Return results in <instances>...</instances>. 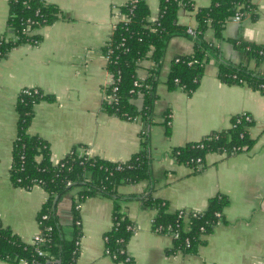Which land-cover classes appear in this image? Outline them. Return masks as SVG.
<instances>
[{
    "label": "crops",
    "instance_id": "0c3cea01",
    "mask_svg": "<svg viewBox=\"0 0 264 264\" xmlns=\"http://www.w3.org/2000/svg\"><path fill=\"white\" fill-rule=\"evenodd\" d=\"M55 6V20L32 32L37 42L11 47L0 59V223L17 237L31 243L40 231L37 213L47 194L39 185L15 186L9 178L12 143L17 133L16 103L23 89H40L52 100L36 102L28 131L46 141L54 162L71 149L113 162H124L140 149L143 133L148 137L150 177L121 185L119 211L132 226L126 251L134 264H263L264 261V93L245 83L229 84L217 77L220 60L246 64L264 75V60L256 61L240 43L264 45V0H250L253 16L239 21L225 19L219 36L207 28L203 39L215 47L207 54L198 85L191 93L169 89L166 79L175 56L193 51L194 38H170L156 65L150 123L142 117L120 118L103 109L105 88L111 80L103 46L117 13L128 0H41ZM149 21L158 17L160 0H144ZM195 8L208 7L211 0H190ZM9 0H0V39L14 38L7 26ZM177 22L195 27V10L184 6ZM153 62L140 61L137 77L144 80ZM141 108L140 98L134 100ZM246 114L252 145L235 153L210 152L200 171L180 163L172 148L228 128L232 118ZM168 118L169 134L163 121ZM77 189L63 194L57 202V220L65 238L72 236L73 200ZM166 201L169 211H202L214 195L226 198L220 220L205 235L196 252L171 250L169 235L151 230L156 207L145 205L143 196ZM78 254L74 264H118L105 254V233L112 226L113 199L94 195L78 204ZM0 264H12L0 259Z\"/></svg>",
    "mask_w": 264,
    "mask_h": 264
},
{
    "label": "trees",
    "instance_id": "16d2710c",
    "mask_svg": "<svg viewBox=\"0 0 264 264\" xmlns=\"http://www.w3.org/2000/svg\"><path fill=\"white\" fill-rule=\"evenodd\" d=\"M8 5L7 26L13 29L14 38L0 39V59L16 44L37 42L39 35L32 31L52 22L58 14L55 6L41 0H9ZM182 6L195 10L197 34L193 37V51L172 59L166 84L169 89L179 87L187 93L196 89L207 54L212 52L216 55L218 52L203 39L205 30L210 27L219 36L225 19L237 11L253 16L250 0H211L208 7L198 8L190 0H160L158 17L154 21L148 20L149 9L144 0H128L123 3L119 6L122 18L114 25L103 46L105 54L110 50L106 68L113 78L112 85L108 84L105 88L103 109L106 112L125 119L140 116L147 125L150 123L155 99L156 65L171 37L191 36L186 32L187 26L177 22V11ZM235 47L245 52L247 57L261 62L264 60L262 44L240 43ZM147 57L151 59L153 66L144 80H138L137 68L140 61ZM218 64L217 77L222 82L245 83L264 93V75L251 72L242 63L220 60ZM108 95H113V99H109ZM136 98L141 99V108L135 104ZM52 99L51 95L44 94L40 89H23L19 92L16 103L17 133L12 143L9 169L13 185L27 189L39 185L47 194L36 216L46 240L39 244L23 242L9 227L0 223V259L20 264L22 259L30 263L35 258L40 263L47 258L36 254V249L40 248L48 253V257L57 260L58 264H74L78 254L76 241L80 235L79 227L75 225L79 218V201L89 196L102 195L113 199L112 226L105 233V247L115 256L113 259L116 263L131 264L124 261L128 256L126 244L129 242L132 226L119 211L122 196L118 188L150 177L147 134L141 135L140 149L124 162H113L96 156L86 157L76 148L54 162L48 143L28 131L36 102ZM246 116H234L228 128L212 132L196 141H188L172 148L171 152L178 162L187 164L195 172L201 170L199 166L210 152L235 153L246 150L253 142L248 132L251 121ZM167 120L166 117L163 121L166 135L169 134ZM197 158L200 159L199 162H196ZM74 188L78 192L77 200H73L72 204L74 231L71 237L65 238L57 220V202L63 194ZM142 198L145 205L157 209L151 222V230L169 236L171 232H177L176 238L171 237V250L183 249L189 252H196L197 247L204 242L205 235L220 220L222 210L227 205L225 197L214 195L202 211L171 212L163 199L153 198L150 194H145ZM42 215L47 217L42 218ZM130 260L133 262L131 257Z\"/></svg>",
    "mask_w": 264,
    "mask_h": 264
},
{
    "label": "built area",
    "instance_id": "2783aa9c",
    "mask_svg": "<svg viewBox=\"0 0 264 264\" xmlns=\"http://www.w3.org/2000/svg\"><path fill=\"white\" fill-rule=\"evenodd\" d=\"M117 13H118V15L122 18V15H121V12H120L119 8L117 9ZM245 16H246V14H243V13H240V12L237 11L232 17H233V19H234L235 21H239V20H241L242 18H244ZM186 32H187L189 35H191L192 37H195V35L197 34V31H196L195 27H191V26H187V28H186ZM109 53H110V50H108V52H107V54H106L107 59H108V57H109V55H108ZM137 78H138V77H137ZM138 80H140V79L138 78ZM175 81H177V80H175ZM112 83H113V78H112V76H111V80L109 81L108 84H111V85H112ZM134 84L137 86V83H136V82H135ZM106 87H107V86H106ZM113 89L115 90V87H114ZM107 97H108L109 99H113L114 96H113V95H108ZM246 118H247L248 120L250 119L248 116H246ZM199 146H202V144H199ZM81 154L86 155V157H91V156H89L88 154H86L85 152H84V153H81ZM199 161H200V159L197 158V159H196V162H199ZM199 167H200V166H199ZM68 184H70V183L68 182ZM216 215L219 216V214H216ZM46 217H47V215H42V218H46ZM75 225L79 227V220H76V221H75ZM177 236H178V233L175 232V231L171 232V234H170V237H173V238H176ZM104 239L106 240V237H104ZM45 240H46V237L43 235V233H42V231H41V229H40L39 233L33 237L32 242H31L30 244H39V243H43ZM76 244H77V247H78V240L76 241ZM104 252H105V254H107L108 256H110L111 258H114V257H115L114 255H112V254L110 253L109 249L106 248V247H105V249H104ZM36 254H37L38 256H44V257H47V258H45V260H44L43 262H40V263L37 262V261L35 260V258H33L32 261H31L30 263H29L28 261L24 260V259L20 260L19 263H20V264H58V261H57V260H55L53 257H48V253H47L46 251L40 249V248H37V249H36ZM130 257H131V256L128 254V256L126 257V260L124 261V263L128 261V262H130L131 264H134V263L130 260ZM120 264H123V263H120Z\"/></svg>",
    "mask_w": 264,
    "mask_h": 264
},
{
    "label": "rangeland",
    "instance_id": "374dc122",
    "mask_svg": "<svg viewBox=\"0 0 264 264\" xmlns=\"http://www.w3.org/2000/svg\"><path fill=\"white\" fill-rule=\"evenodd\" d=\"M71 190H72V189H71ZM69 191H70V190H69ZM69 191H68V192H69ZM66 193H67V192H66Z\"/></svg>",
    "mask_w": 264,
    "mask_h": 264
}]
</instances>
